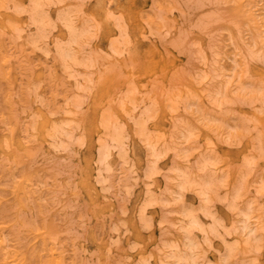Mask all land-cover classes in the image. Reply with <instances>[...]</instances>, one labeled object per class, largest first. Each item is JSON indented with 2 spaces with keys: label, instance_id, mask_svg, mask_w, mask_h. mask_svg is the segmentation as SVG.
Segmentation results:
<instances>
[{
  "label": "rangeland",
  "instance_id": "obj_1",
  "mask_svg": "<svg viewBox=\"0 0 264 264\" xmlns=\"http://www.w3.org/2000/svg\"><path fill=\"white\" fill-rule=\"evenodd\" d=\"M0 264H264V0H0Z\"/></svg>",
  "mask_w": 264,
  "mask_h": 264
}]
</instances>
